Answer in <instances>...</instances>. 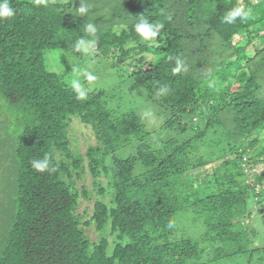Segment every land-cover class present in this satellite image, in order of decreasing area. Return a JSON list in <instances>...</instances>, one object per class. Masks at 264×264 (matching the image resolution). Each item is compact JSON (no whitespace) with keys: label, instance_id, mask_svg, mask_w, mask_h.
I'll list each match as a JSON object with an SVG mask.
<instances>
[{"label":"trees","instance_id":"1","mask_svg":"<svg viewBox=\"0 0 264 264\" xmlns=\"http://www.w3.org/2000/svg\"><path fill=\"white\" fill-rule=\"evenodd\" d=\"M11 3L16 15L0 20V264H253L264 253V0ZM241 3L249 17L223 23ZM142 18L164 23L159 46L135 32ZM88 23L98 27L92 53L127 66L177 137L158 138L134 111L117 114L105 90L77 99L47 69L46 52L79 53ZM170 55L184 71H172ZM73 119L96 138L84 155L71 146ZM45 154L55 171L36 172L30 162ZM86 170L97 199L84 221L79 201L92 194L75 178ZM183 213L203 226L197 238L177 226Z\"/></svg>","mask_w":264,"mask_h":264},{"label":"rangeland","instance_id":"2","mask_svg":"<svg viewBox=\"0 0 264 264\" xmlns=\"http://www.w3.org/2000/svg\"><path fill=\"white\" fill-rule=\"evenodd\" d=\"M45 64L49 71L64 75L70 84L71 79L77 76L73 69L79 67L81 69L79 79L88 89L87 92H95L100 89L107 91L106 104L109 108L116 110L117 114L134 111L150 131L157 132L158 138L176 135V132L173 130L161 128L163 117L160 116L158 106L144 97L142 94L143 90L127 78V66L121 69L113 68L110 61L98 58L93 53H78L71 50H51L46 52ZM85 71L92 72L96 75V81H87L83 75ZM2 104L4 103L2 102ZM9 131L12 132V129ZM68 134L73 151H77L82 155L85 154L89 146L97 145L92 130L84 126L78 119L72 120ZM186 135H189V133ZM205 152L209 154V150ZM9 155L11 156L9 152H6V156L9 157ZM75 180L79 191L85 190L92 194L91 200L80 199L77 211L78 214L84 216V221H87L93 215L94 204L97 199L94 195L93 178L86 170L81 180H77L76 178ZM99 181L102 187L106 188L107 180L103 176H101ZM177 226L193 238H197L204 231L201 223H194L190 213L180 214L177 218ZM86 233L93 241L97 240L100 235L96 232L93 224L87 228ZM109 240L113 242L115 238L111 237ZM258 245L261 246L260 244ZM244 261V257H239L226 262L224 261V263L221 262L220 264H245ZM253 264H264V253L255 254Z\"/></svg>","mask_w":264,"mask_h":264},{"label":"clouds","instance_id":"3","mask_svg":"<svg viewBox=\"0 0 264 264\" xmlns=\"http://www.w3.org/2000/svg\"><path fill=\"white\" fill-rule=\"evenodd\" d=\"M81 16L85 15L88 11L87 7L80 3L78 9H76ZM16 15V10L11 3V0H0V20H5L12 18ZM250 15V11L246 9L244 4L234 5L231 9H229L226 14L223 16V23L226 24H233L237 20L244 21ZM164 23L160 22H150L146 18H142L135 24V32L139 37L142 38L144 42L152 43L157 46L160 45L157 41V37H161V32L164 29ZM84 31L88 33L87 37L79 38L73 46V49L79 52L91 54L96 46L97 43V32L98 27L94 23H88L85 26ZM167 59L169 61L174 62V68L172 71L174 73H180L185 70L184 67V60L180 56H168ZM74 72L77 74L76 78L71 79V88L73 89L74 93L76 94V98L79 100H83L87 98V91L88 89L81 83L79 79V74L81 69L79 67H75ZM85 79L89 82L96 81L97 77L92 72L85 71L83 73ZM210 88L214 86V82H210L208 85ZM169 88L167 85L162 86L159 91L158 95L164 96L168 94ZM31 167L36 172H47V171H55V167L52 166V157L49 154H45L40 159H34L30 162ZM169 228L173 227V224L169 222Z\"/></svg>","mask_w":264,"mask_h":264}]
</instances>
